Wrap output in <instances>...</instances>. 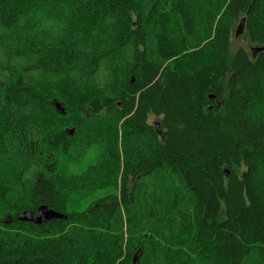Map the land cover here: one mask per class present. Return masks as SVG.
<instances>
[{
    "label": "trees",
    "instance_id": "trees-1",
    "mask_svg": "<svg viewBox=\"0 0 264 264\" xmlns=\"http://www.w3.org/2000/svg\"><path fill=\"white\" fill-rule=\"evenodd\" d=\"M242 20L264 47V0H0V264H264ZM81 186L116 190L78 211ZM42 206L63 218L19 220Z\"/></svg>",
    "mask_w": 264,
    "mask_h": 264
},
{
    "label": "rangeland",
    "instance_id": "rangeland-1",
    "mask_svg": "<svg viewBox=\"0 0 264 264\" xmlns=\"http://www.w3.org/2000/svg\"><path fill=\"white\" fill-rule=\"evenodd\" d=\"M238 28V25L236 27V30ZM234 49L238 48H244L246 49L250 54H252V49L256 48L257 45L253 44L247 35L246 31L243 32V34L236 36L233 43ZM1 55V53H0ZM2 56V55H1ZM156 119L152 118L151 122L154 123ZM99 150L93 148L89 149L87 152L84 153L81 159H79L78 162L72 163L67 167V172L70 174H76L81 175L85 173L89 168H91L93 165L97 163V155ZM175 190H178V182L175 181ZM78 192L74 193L73 197H71L70 203L72 205V208L81 211L86 209L92 202L97 200L99 197L106 196L107 194L111 192H115V188H108L104 190H96L92 191L90 188H85V186H81L79 189H77Z\"/></svg>",
    "mask_w": 264,
    "mask_h": 264
},
{
    "label": "water",
    "instance_id": "water-1",
    "mask_svg": "<svg viewBox=\"0 0 264 264\" xmlns=\"http://www.w3.org/2000/svg\"><path fill=\"white\" fill-rule=\"evenodd\" d=\"M244 24H245V21L242 20L238 29H237V32H236L237 36L241 35L244 32V28H245ZM263 50H264V47H257V48H253L252 52H253L254 56H256L259 52H261ZM58 110L62 114H65L64 111L62 110V107H59ZM61 218H63L62 214H59L56 211L50 210L46 206L40 207L38 214H36V215L31 211H25V212H22L19 214V219L21 221L32 222L35 224H43V223H46V222H49L52 220H56V219H61Z\"/></svg>",
    "mask_w": 264,
    "mask_h": 264
},
{
    "label": "bare ground",
    "instance_id": "bare-ground-1",
    "mask_svg": "<svg viewBox=\"0 0 264 264\" xmlns=\"http://www.w3.org/2000/svg\"><path fill=\"white\" fill-rule=\"evenodd\" d=\"M237 31V30H236ZM148 55V54H147ZM155 58V57H154ZM157 58V57H156ZM63 215V214H62ZM19 217V216H18ZM65 217V216H64ZM20 220V219H19Z\"/></svg>",
    "mask_w": 264,
    "mask_h": 264
}]
</instances>
